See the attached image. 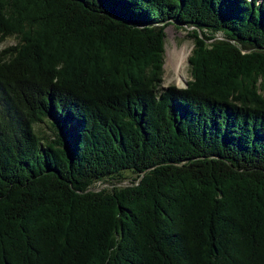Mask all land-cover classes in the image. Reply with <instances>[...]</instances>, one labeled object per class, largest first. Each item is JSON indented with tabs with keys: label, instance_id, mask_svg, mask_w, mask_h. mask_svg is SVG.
<instances>
[{
	"label": "trees",
	"instance_id": "1",
	"mask_svg": "<svg viewBox=\"0 0 264 264\" xmlns=\"http://www.w3.org/2000/svg\"><path fill=\"white\" fill-rule=\"evenodd\" d=\"M0 264H264V0H0Z\"/></svg>",
	"mask_w": 264,
	"mask_h": 264
},
{
	"label": "rangeland",
	"instance_id": "2",
	"mask_svg": "<svg viewBox=\"0 0 264 264\" xmlns=\"http://www.w3.org/2000/svg\"><path fill=\"white\" fill-rule=\"evenodd\" d=\"M188 31L184 28H179L175 25H168L165 28L164 40V65H163V83L162 86L175 85L177 87H184L186 81L189 80V64L188 56L191 52L193 41L188 37ZM16 39L8 37L1 46L14 44ZM131 175H128L126 180L122 183H128ZM103 187H111L110 183L99 182L95 189Z\"/></svg>",
	"mask_w": 264,
	"mask_h": 264
}]
</instances>
